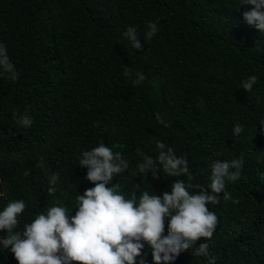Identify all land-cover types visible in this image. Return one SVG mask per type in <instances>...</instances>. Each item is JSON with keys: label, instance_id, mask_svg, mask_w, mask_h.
<instances>
[{"label": "trees", "instance_id": "1", "mask_svg": "<svg viewBox=\"0 0 264 264\" xmlns=\"http://www.w3.org/2000/svg\"><path fill=\"white\" fill-rule=\"evenodd\" d=\"M250 7L241 0H0V44L19 74L15 81L0 76V211L25 201L21 230L57 201L74 215L77 196L94 187L79 158L101 142L129 163L112 181L126 199L171 193L186 176L138 174L137 149L155 158L159 140L188 161L192 183L205 187L214 161L244 160L239 179L225 180L238 203L207 205L219 221L213 237L174 264L211 257L215 264H264V33L245 21ZM149 21L159 31L145 41ZM129 26L141 49L123 36ZM136 71L145 75L138 86ZM253 75L248 93L241 81ZM13 113L29 115L32 126L17 125ZM237 123L243 131L234 135ZM201 243L209 245L207 257L195 254ZM142 255L153 264L146 244ZM0 264H18L2 244Z\"/></svg>", "mask_w": 264, "mask_h": 264}, {"label": "clouds", "instance_id": "2", "mask_svg": "<svg viewBox=\"0 0 264 264\" xmlns=\"http://www.w3.org/2000/svg\"><path fill=\"white\" fill-rule=\"evenodd\" d=\"M241 5L251 6L243 17L249 25L264 33V0H241ZM146 28L143 37L150 41L159 29L152 21ZM123 36L132 48H142L136 27H127ZM5 75L15 81L19 74L10 61L6 46L0 44V76ZM124 75L131 77L132 69L126 66ZM144 80L145 75L136 71L132 83L138 86ZM256 83L257 77L250 76L241 81V89L250 93ZM155 115L160 124L168 126L160 113ZM13 118L23 128L33 124L27 114L13 113ZM242 131V125L235 124L233 134L239 135ZM155 142L159 150L155 158L137 149L143 157V162L137 165L138 174L147 176L150 172L154 179L161 171L170 177L184 175L187 184L176 180L170 186L171 193L165 191L155 195L143 191L137 199L133 192L131 198L126 199L119 191L120 184L112 181L128 169L129 163L121 152L113 151L101 142L91 150L83 151L79 158L78 166L87 169L86 179L94 187L77 196L75 214L70 217L68 209L57 201L46 213L41 212L30 223H25L21 230L18 229V217L26 204L23 200H12L0 211V230H7V236L0 239V244L10 249L18 264H137V257H140L138 264H146V255H142L145 244L151 250L153 264H174L181 252L191 249L202 238L210 240L213 237L219 221L207 205L219 204L221 199L238 203L226 191L225 180L239 179L244 160L241 157L214 161L210 183L205 187L192 183L194 176L185 158L175 155L165 143ZM37 166L44 167L42 159ZM58 178V173L49 177V196L56 192ZM261 178L264 179V173ZM188 189L198 190V193ZM166 218L167 235L164 234ZM208 247L207 243H201L195 254L207 257ZM208 264H215V257H211Z\"/></svg>", "mask_w": 264, "mask_h": 264}]
</instances>
